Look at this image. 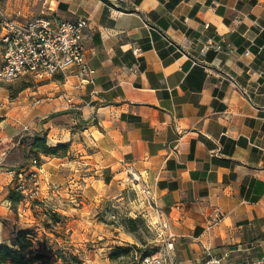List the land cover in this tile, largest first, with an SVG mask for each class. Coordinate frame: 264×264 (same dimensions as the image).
I'll return each instance as SVG.
<instances>
[{"label": "crops", "instance_id": "1", "mask_svg": "<svg viewBox=\"0 0 264 264\" xmlns=\"http://www.w3.org/2000/svg\"><path fill=\"white\" fill-rule=\"evenodd\" d=\"M0 4L23 17L87 19L85 54L94 70L73 106L61 96L79 83L70 71L17 97L0 95L7 183L16 179L11 169L26 163L17 141L46 134L49 146L69 147L64 156H41L37 183L112 196L134 173L175 235L177 264H201L205 247L224 264L264 259V0ZM221 41L223 51H203ZM7 203L0 225L14 220ZM214 208L224 215L216 225Z\"/></svg>", "mask_w": 264, "mask_h": 264}, {"label": "rangeland", "instance_id": "2", "mask_svg": "<svg viewBox=\"0 0 264 264\" xmlns=\"http://www.w3.org/2000/svg\"><path fill=\"white\" fill-rule=\"evenodd\" d=\"M48 82L32 78L0 81V95L14 98L21 91L36 90ZM30 143L25 141L26 163L15 181L7 183L1 173L8 171H0V203L15 183L24 195L13 206L7 201V211L14 220H3L0 237L15 234L16 229L31 231L32 240L49 264H133L160 248L161 221L149 190L141 183L128 175L130 183L112 196H97V189H82L78 185L67 189L56 183H37L36 170L41 159ZM35 159L37 164L33 167Z\"/></svg>", "mask_w": 264, "mask_h": 264}, {"label": "built area", "instance_id": "3", "mask_svg": "<svg viewBox=\"0 0 264 264\" xmlns=\"http://www.w3.org/2000/svg\"><path fill=\"white\" fill-rule=\"evenodd\" d=\"M87 29L88 20L85 18L69 21L54 20L44 15L23 17L20 12L10 14L0 4V81L32 78L40 82L58 76L65 79L67 72H74L79 83L71 86L73 92H64L61 96L68 106L75 105L76 90L90 83L94 73L85 54ZM222 44V41L208 43L203 51H223ZM132 51L135 55L140 52L136 47ZM40 100L37 98L34 103L37 104ZM32 163L36 167V161ZM129 175L138 181L134 173L129 172ZM223 217V213L214 208L211 224H218ZM160 225V248L154 253L144 254L133 264H177L174 253L175 235L165 221ZM224 258L225 256H217L209 247H205L201 264H224Z\"/></svg>", "mask_w": 264, "mask_h": 264}, {"label": "trees", "instance_id": "4", "mask_svg": "<svg viewBox=\"0 0 264 264\" xmlns=\"http://www.w3.org/2000/svg\"><path fill=\"white\" fill-rule=\"evenodd\" d=\"M27 140L31 142L30 147L39 155V158L41 156H64L69 147V144L49 146L47 144L46 134H34L28 138L21 137L18 141V147L23 150L24 160H26L24 151L25 141ZM33 161H36V159ZM22 166L11 169L15 172V178L18 177ZM6 199L12 206L21 202L24 199V195L20 185H16L15 183V187H9ZM32 235L31 231L20 229L11 237L9 244L0 243V264H47L46 256L34 243Z\"/></svg>", "mask_w": 264, "mask_h": 264}]
</instances>
